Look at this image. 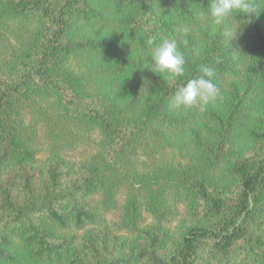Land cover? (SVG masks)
<instances>
[{
  "label": "trees",
  "instance_id": "obj_1",
  "mask_svg": "<svg viewBox=\"0 0 264 264\" xmlns=\"http://www.w3.org/2000/svg\"><path fill=\"white\" fill-rule=\"evenodd\" d=\"M257 4L213 31L209 0H0V264H264ZM151 37L187 39L184 78ZM201 65L218 100L172 107ZM111 215L127 239L98 241Z\"/></svg>",
  "mask_w": 264,
  "mask_h": 264
},
{
  "label": "clouds",
  "instance_id": "obj_2",
  "mask_svg": "<svg viewBox=\"0 0 264 264\" xmlns=\"http://www.w3.org/2000/svg\"><path fill=\"white\" fill-rule=\"evenodd\" d=\"M257 7V0H209V26L215 31L236 16H257L261 11L257 12ZM146 44L150 48L153 73L166 77L169 83H175L186 76L187 62L181 44L186 46L187 39L178 42L175 38H169L157 44L156 38L151 37L146 40ZM194 54L199 56L200 50L195 49ZM199 70L201 74L198 77L187 79L186 83L177 88L171 101L172 107L189 109L199 104V110L204 111L209 104L218 100V89L213 83L216 75L214 68L201 65Z\"/></svg>",
  "mask_w": 264,
  "mask_h": 264
},
{
  "label": "rangeland",
  "instance_id": "obj_3",
  "mask_svg": "<svg viewBox=\"0 0 264 264\" xmlns=\"http://www.w3.org/2000/svg\"><path fill=\"white\" fill-rule=\"evenodd\" d=\"M79 163H80V158L76 157V158L71 159L70 162H68L67 166L70 167L73 172H75V171L77 172ZM46 165H47V159L44 156V157H42V159H40L39 165L35 166L32 170L37 173L38 177H40L42 175ZM4 177H6V175H4ZM97 203H99V202L92 201V204H97ZM104 217H105L104 218V224L102 226L90 228L87 231L91 232L98 241L102 239V236H106L110 241L127 239V236L125 234L119 233L115 228V224L118 221L116 216L111 215V216H104ZM178 227H179L178 222H176L172 226H170L172 233L175 232ZM87 231L77 232L75 234L77 242H81L85 239V237L88 234Z\"/></svg>",
  "mask_w": 264,
  "mask_h": 264
}]
</instances>
